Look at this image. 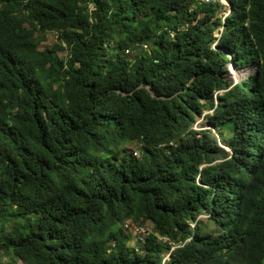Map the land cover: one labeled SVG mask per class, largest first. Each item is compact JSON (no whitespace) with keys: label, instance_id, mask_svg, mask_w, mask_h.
I'll list each match as a JSON object with an SVG mask.
<instances>
[{"label":"trees","instance_id":"16d2710c","mask_svg":"<svg viewBox=\"0 0 264 264\" xmlns=\"http://www.w3.org/2000/svg\"><path fill=\"white\" fill-rule=\"evenodd\" d=\"M229 3L0 0V264H264V0Z\"/></svg>","mask_w":264,"mask_h":264},{"label":"rangeland","instance_id":"374dc122","mask_svg":"<svg viewBox=\"0 0 264 264\" xmlns=\"http://www.w3.org/2000/svg\"><path fill=\"white\" fill-rule=\"evenodd\" d=\"M223 2H224V5H223L224 7L221 11L218 12V14L221 15L222 17L226 16L229 13V5L226 3V1L223 0ZM222 28H223V26H221V29ZM216 35H219V33L217 31H216ZM55 40H56V34H54L53 32H48L46 40L41 42V47L51 45ZM215 45L217 46V42L214 43V46ZM58 53L61 57H65L67 52H66V50L62 49ZM227 65H228V68L230 69L229 76L231 77L233 82H237V81L241 80L242 78L250 75L251 73H254L257 71L256 66L253 64L250 67L246 66V67L238 68L233 63H231V61H228ZM203 115H204V113L201 116H199V115L196 116L195 122L193 124L194 128L200 129L206 124V121H205ZM220 143L222 144V146H224L225 148L228 149V145H226L225 142L220 141ZM128 145H129V146H127L128 149L129 148L131 149L132 147H134L133 144H128ZM130 145H132V147ZM128 223H129V226H126L125 228L131 234L130 246L133 247L135 244H137V238L141 239L140 236L144 237V235H147L148 232H150L151 227H152V223L150 221H147L144 224H135V223H131V222H128ZM143 233H145V234H143ZM165 256L168 257V254L166 253ZM8 257H9V254L2 256L1 258L3 260H7Z\"/></svg>","mask_w":264,"mask_h":264},{"label":"clouds","instance_id":"9594fccd","mask_svg":"<svg viewBox=\"0 0 264 264\" xmlns=\"http://www.w3.org/2000/svg\"><path fill=\"white\" fill-rule=\"evenodd\" d=\"M208 1V0H207ZM221 1V3L224 5V2H223V0H220ZM224 1H226V3L229 5V11L231 10V5H230V3H229V0H224ZM252 65V64H251ZM250 65V66H251ZM250 66H248V67H250Z\"/></svg>","mask_w":264,"mask_h":264},{"label":"water","instance_id":"95a60500","mask_svg":"<svg viewBox=\"0 0 264 264\" xmlns=\"http://www.w3.org/2000/svg\"><path fill=\"white\" fill-rule=\"evenodd\" d=\"M230 8L232 9V6Z\"/></svg>","mask_w":264,"mask_h":264}]
</instances>
